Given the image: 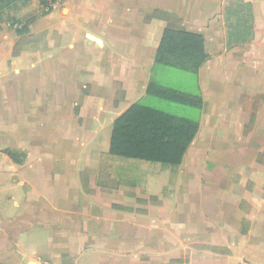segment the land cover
Returning a JSON list of instances; mask_svg holds the SVG:
<instances>
[{
    "label": "crops",
    "instance_id": "0c3cea01",
    "mask_svg": "<svg viewBox=\"0 0 264 264\" xmlns=\"http://www.w3.org/2000/svg\"><path fill=\"white\" fill-rule=\"evenodd\" d=\"M246 1L244 42L225 0L0 2L32 20L0 22V264H264V0ZM165 28L204 35L197 72L155 63ZM166 68L195 85L161 83ZM150 83L197 116L146 104ZM134 103L197 122L180 164L109 152Z\"/></svg>",
    "mask_w": 264,
    "mask_h": 264
},
{
    "label": "trees",
    "instance_id": "16d2710c",
    "mask_svg": "<svg viewBox=\"0 0 264 264\" xmlns=\"http://www.w3.org/2000/svg\"><path fill=\"white\" fill-rule=\"evenodd\" d=\"M42 3L45 7L47 0H42ZM31 22L32 20L27 19L20 28H16V31L28 32V25ZM246 29L248 31L244 35L250 33V25H247ZM228 39L233 41L229 36ZM208 57L209 53L202 33L165 28L154 61L158 64L197 72ZM147 93L173 102H187L193 105L196 103L185 94L158 87L153 83L147 86ZM197 130V122L134 103L114 121L109 152L126 158L178 165ZM151 232L149 230L148 234L146 233L148 239L169 241L170 236L165 233L160 237L159 233ZM142 234L143 232L140 233L139 228H136L131 237L138 240ZM175 263V261L171 262V264Z\"/></svg>",
    "mask_w": 264,
    "mask_h": 264
},
{
    "label": "rangeland",
    "instance_id": "374dc122",
    "mask_svg": "<svg viewBox=\"0 0 264 264\" xmlns=\"http://www.w3.org/2000/svg\"><path fill=\"white\" fill-rule=\"evenodd\" d=\"M21 1L23 0H1L0 2H2L1 6L5 5L6 7H10L11 3L15 2L19 4ZM9 12H10L9 10L2 7L0 11V22L5 20V22L8 24L10 28L19 27V24L21 22V20L19 19L29 18V16L31 15V13H27L23 17H17L16 15H11V13ZM249 15H250L249 5L246 0H225L226 36L232 38L233 41L238 40L240 42H244L245 40H247L246 37L249 36V34L251 36V32H252L251 30L248 35H244L248 31L246 27L250 23ZM261 31L262 30H260V32ZM261 34L262 32L260 33V35ZM236 37H241V38L235 39ZM252 37L253 38L250 42L252 41L254 42L256 40L255 34L254 35L252 34ZM165 70L167 71H165L163 74L161 72L156 74V79L161 83H165L172 86H183L186 89H191V87H193L196 83V81L192 79L193 74L190 72L182 71L176 68L174 69V71H172V69H167V68ZM169 74L172 75L170 76ZM146 104L178 115H186L191 118L197 116V111L194 108H186V106L168 100H164L158 97L149 96L148 99L146 100Z\"/></svg>",
    "mask_w": 264,
    "mask_h": 264
},
{
    "label": "built area",
    "instance_id": "2783aa9c",
    "mask_svg": "<svg viewBox=\"0 0 264 264\" xmlns=\"http://www.w3.org/2000/svg\"><path fill=\"white\" fill-rule=\"evenodd\" d=\"M66 0H47V4L45 6V9H53L55 8L58 4H61L65 2Z\"/></svg>",
    "mask_w": 264,
    "mask_h": 264
}]
</instances>
